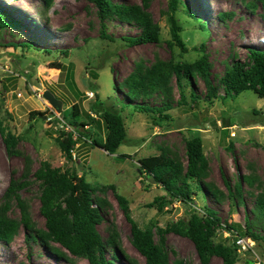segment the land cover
<instances>
[{"label":"rangeland","instance_id":"obj_1","mask_svg":"<svg viewBox=\"0 0 264 264\" xmlns=\"http://www.w3.org/2000/svg\"><path fill=\"white\" fill-rule=\"evenodd\" d=\"M113 1L144 7L160 27V43H125L122 38L136 37L141 32L117 19L107 22V33L114 41L103 39L97 9L88 0H53L48 11L43 9L44 0H0L9 17L18 23L16 28L0 33V123L6 132L18 138L19 153L8 155L0 133V206L5 204L11 179H20L28 166V185L20 191V196L28 205L35 229L44 230L41 190L34 173L44 162L62 171L75 170L98 190L96 196L109 203L107 222L99 226V231L104 239L109 238L111 229L118 236L116 258L109 257L112 264H145V259L132 246L131 226L111 186L128 199L131 216L139 227L152 229L156 243L164 247L172 263L201 264L190 240L173 233L161 237L158 231L181 219H189L191 210L204 214L206 207L224 224L245 233L248 218L256 219L252 213L256 198L264 194V99L247 91L213 103L204 101L205 85L197 79L195 89L201 100L196 105L191 103V88L187 87L188 105H179L181 93L173 79L170 114L174 121L168 127H159L151 115L125 106L122 83L138 64L149 68L159 61L194 63L203 56L202 47L210 58L213 76L221 77L226 64L234 62L233 56L246 61L249 49L264 51L261 10L252 12L241 0H176V20L187 48L183 53L177 46L168 45L172 41L169 22L172 0ZM221 13L234 15L221 20L218 17ZM48 50L53 54H46ZM61 51H68V57ZM46 92L63 103L61 114L45 99ZM220 95L224 96L222 88ZM149 103L161 105V98L155 96ZM75 106L80 114L78 132L89 130L93 137L104 141L108 131L101 115L112 111L122 116L127 140L116 154L109 155L92 146L90 138L81 137L74 149L73 162H68L57 142V130L68 123L61 116L70 115ZM56 120L60 121L59 125ZM92 120L100 126L92 124ZM81 124L86 127H80ZM76 129L65 128L67 132ZM195 138L203 143L208 165L206 183L224 194L223 197L217 201L205 193L204 198L193 197L189 204L176 202L165 205L162 210L158 206L149 207L166 192L140 174L139 160L167 154L186 164V142ZM223 176L232 189L238 185L239 178L251 177L253 183L243 180L242 198L232 201ZM10 208L9 217L20 221L21 212L15 200L11 201ZM260 230L255 228L254 233L262 236ZM235 235L220 231L214 243L234 248ZM242 238L246 249L236 247V264H264L263 240L253 236ZM70 258L72 263L59 259L40 243L28 244L23 228L11 243L0 241V264H89L85 259ZM210 264L223 262L214 257Z\"/></svg>","mask_w":264,"mask_h":264},{"label":"trees","instance_id":"obj_2","mask_svg":"<svg viewBox=\"0 0 264 264\" xmlns=\"http://www.w3.org/2000/svg\"><path fill=\"white\" fill-rule=\"evenodd\" d=\"M97 9V14L101 20V37L114 41L107 33V22L117 19L122 23L132 25L140 30V35L122 38L127 44L152 43L159 44L161 30L151 17L146 13L141 5L119 4L113 0H88ZM146 1V0H144ZM246 7L254 12L258 8L261 10L260 18L264 22V0H241ZM53 4V0H44L43 9L48 11ZM177 5L176 0L171 1V36L172 41L168 45L177 46L183 53L187 48L181 38V28L176 20ZM234 14L221 13V20L230 19ZM16 23L0 5V33L12 27L16 28ZM204 31L206 28L201 26ZM27 49L33 50L30 46L23 44ZM17 47V46H16ZM203 56L194 63L177 64L174 61H159L152 66L145 67L138 64L134 70L123 81L125 106H132L135 112L151 115L153 122L157 126H170L174 121L170 112L172 111L173 88L171 83L176 79L178 89L181 93L179 105H188L186 88H191V103L196 105L198 100L195 89V82L200 79L206 89L204 101L222 100L238 97L247 91L253 92L258 98L264 99V51L249 49L246 61H241L238 56H233L234 62L226 64V69L221 77L213 76L212 64L208 54L202 47ZM68 57V51H61ZM46 54H53L46 51ZM62 69L60 64H57ZM214 78L218 80L215 83ZM220 88L224 91V96L220 95ZM157 96L161 98V105H151L149 101ZM123 103V102H122ZM79 110L75 106L70 115L63 114L62 120H66L67 125L58 129L57 142L61 152L68 162H73V153L81 137L90 138L91 145L104 150L109 155H114L127 140V131L124 119L121 115L112 111H106L101 115V119L108 131L107 139H97L89 130L85 133L78 132ZM100 126L99 122L92 120V124ZM59 125L60 121L56 120ZM89 126V125H88ZM91 126V124H90ZM77 128L72 132H67L65 128ZM80 127H86L81 124ZM0 133L2 135L8 155H18L16 150L18 138L3 128L0 123ZM78 135V137L76 136ZM88 137V138H87ZM78 138V140H77ZM187 162L175 160L170 155L151 156L139 160L138 169L141 175L147 179H153L164 189L166 195L156 198L149 207L158 206L162 210L165 205H172L176 202L189 204L193 197L204 198L205 193H209L215 200L224 194L216 190L211 184L206 183L208 176V165L203 150V143L200 138H195L186 142ZM125 157V156H122ZM30 169L26 170L20 179H11L5 193V204L0 206V241L11 243L19 230L23 228L26 232V242L40 243L53 255L59 259H66L72 263L73 258L85 259L89 264H112L110 256L116 258L119 250L118 236L114 229L110 230L108 239H104L99 231V226L107 222L109 203L106 199L96 196L97 189L89 184L84 176L79 177L75 170L62 171L44 162L34 173L36 182L39 184L40 213L45 220V229L36 230L30 217L28 205L20 196V191L28 185ZM225 185L229 192V199L239 201L242 198V183L252 184L251 177L239 178L238 185L232 189L226 178L223 176ZM115 199L131 226V243L134 249L145 259V264H185L184 261L172 263L164 247L159 246L154 237L152 229L142 230L131 216L130 203L126 197L116 192L114 186L110 187ZM15 200L20 212L21 220L9 217L10 203ZM205 213L200 214L197 210H191L189 219H181L175 224L168 225L166 229H160L159 235L173 233L190 240L197 251L201 264H210L214 257L220 258L223 264H236V244L230 248L223 244H215L214 238L220 231L236 233V237L253 236L257 240L264 242V194L258 195L253 208L255 220H249L246 224V231L242 233L234 226L224 224L217 214L209 208H204ZM261 229L263 235L254 233V229ZM237 240L235 239V242ZM264 254V252H263Z\"/></svg>","mask_w":264,"mask_h":264},{"label":"water","instance_id":"obj_3","mask_svg":"<svg viewBox=\"0 0 264 264\" xmlns=\"http://www.w3.org/2000/svg\"><path fill=\"white\" fill-rule=\"evenodd\" d=\"M45 99L49 101V103L53 106L57 113L61 114L63 112V103L56 99V97L51 92L45 93ZM151 183L158 184L153 177L150 179Z\"/></svg>","mask_w":264,"mask_h":264},{"label":"built area","instance_id":"obj_4","mask_svg":"<svg viewBox=\"0 0 264 264\" xmlns=\"http://www.w3.org/2000/svg\"><path fill=\"white\" fill-rule=\"evenodd\" d=\"M237 246L246 249L245 239H243L242 237H237Z\"/></svg>","mask_w":264,"mask_h":264}]
</instances>
